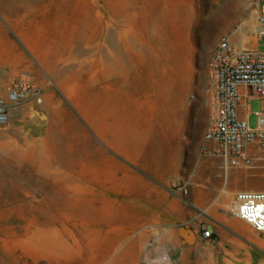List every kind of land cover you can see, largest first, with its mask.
I'll use <instances>...</instances> for the list:
<instances>
[{
	"label": "rangeland",
	"instance_id": "obj_1",
	"mask_svg": "<svg viewBox=\"0 0 264 264\" xmlns=\"http://www.w3.org/2000/svg\"><path fill=\"white\" fill-rule=\"evenodd\" d=\"M173 1L180 4L178 18L170 14ZM261 6L262 0H44L21 16L0 7L1 23L22 45L28 42L54 58L51 67L37 61L41 68L34 77L45 89L44 102L27 100L20 114L0 125V264H143L145 252L157 246L170 250L168 264H198L199 259L201 264H255L256 228L224 202L236 205L239 190H257L258 158L250 167L228 172L202 144L211 114L213 51L226 33L239 44L233 33L240 28L251 36L246 45L258 41L261 49L258 31L247 27L252 9L258 22ZM156 25L157 39L152 36ZM124 27L145 55L134 110L125 105L128 87L122 89L115 63ZM105 58L107 85L115 76L119 84L117 120L124 116L132 126L128 135L145 128L144 117L158 104L148 92L156 90L163 96L158 101L166 98L165 105L178 109L164 167H156L150 150L136 160L131 146L129 158L102 139L103 149L108 154L113 149L131 169L127 174L119 169L127 184L118 183L111 192L94 177L96 139L101 144L95 128L97 90ZM249 104L255 126L259 97ZM182 175L191 180L189 192L179 195L187 230L172 234L169 219L141 218L134 200L152 185L161 187L157 195L162 197V188H171ZM223 184L230 196L220 194ZM202 218L218 230L236 219L240 234L219 240L216 233L218 241L209 243L201 236Z\"/></svg>",
	"mask_w": 264,
	"mask_h": 264
},
{
	"label": "built area",
	"instance_id": "obj_2",
	"mask_svg": "<svg viewBox=\"0 0 264 264\" xmlns=\"http://www.w3.org/2000/svg\"><path fill=\"white\" fill-rule=\"evenodd\" d=\"M262 19V6L259 22ZM261 38V28L258 31ZM260 56L258 46L235 43L229 33L221 35L211 58L210 121L205 131L202 151L221 158L229 172L233 167H250L258 158L259 110L255 126L250 124V101L260 93ZM36 78L22 72L12 82L7 94L0 96V125L8 124L15 108L29 99L44 102L45 89ZM189 175L174 180L176 193L189 192ZM237 214L256 228L257 190L241 189L237 193ZM205 241L217 240L215 231L203 223ZM170 250L157 246L145 252L143 264L171 263Z\"/></svg>",
	"mask_w": 264,
	"mask_h": 264
},
{
	"label": "crops",
	"instance_id": "obj_3",
	"mask_svg": "<svg viewBox=\"0 0 264 264\" xmlns=\"http://www.w3.org/2000/svg\"><path fill=\"white\" fill-rule=\"evenodd\" d=\"M8 15V14H7ZM15 21V22H14ZM12 25L17 22L14 20ZM23 35V33H22ZM54 58L52 55H45L44 51L30 45L28 42H25V45H22L12 34L11 29L3 25L0 21V96L8 93L9 88L14 81L22 72L30 73L33 76L36 75L41 68L37 61L44 63L47 67H51V63ZM107 58H105L104 68L101 67L103 64H100V78L98 80V99H97V118H96V138L100 139L98 144L97 139L95 143V174L94 177L104 184L109 185V191L113 190L114 185L118 183L127 184L124 177L125 175H119V169L123 170L125 174L130 169L124 161L119 160L117 152L113 149H110V154L107 150L103 149L102 143L103 138H105L108 143L116 146V137H117V124L119 119L118 113L120 111L119 106V89L118 80L116 76L114 79L108 81L107 85V68H106ZM55 70V69H54ZM118 86V87H117ZM108 88V90H107ZM151 111V109H150ZM152 114V111H151ZM118 149V148H117ZM125 156L131 158L132 154L128 149H118ZM152 156H149V158ZM156 165V164H155ZM158 166L156 167H164ZM131 170V169H130ZM156 170H158L156 168ZM173 185V184H172ZM163 194L160 197L161 187L151 186L148 191L139 198V201L134 200L140 203L138 205V215L141 218L152 219V220H170V229L172 234H180L187 230L185 222L187 219L183 215V211L180 209L179 195L180 193L174 192L172 186L165 185L162 188ZM168 192H172V195ZM232 190L230 189V194ZM110 197V196H109ZM237 200V198H236ZM141 203H146L141 205ZM202 222L208 224L202 218ZM208 226L212 227L211 224ZM240 224L236 219H233L231 226L227 229L222 230L214 229L215 234L220 235L219 240H226L229 238H236L240 234ZM217 230V231H216ZM229 230V231H227ZM218 241V238L217 240Z\"/></svg>",
	"mask_w": 264,
	"mask_h": 264
},
{
	"label": "bare ground",
	"instance_id": "obj_4",
	"mask_svg": "<svg viewBox=\"0 0 264 264\" xmlns=\"http://www.w3.org/2000/svg\"><path fill=\"white\" fill-rule=\"evenodd\" d=\"M44 0H0V7L4 11V13L8 15H23L25 10H33L35 6L39 3H42ZM174 7L171 9V15L173 17L178 18L180 9L177 7L180 5L176 1H173ZM175 14L177 16H175ZM19 20V19H18ZM130 21H125V26L128 25ZM247 27L251 29V31H260L261 24L259 22V15H258V22L256 21V14L255 9L250 11V18L248 20ZM154 33L153 37L155 39L160 36L159 34V27L158 25L154 26ZM164 29V28H163ZM161 30V29H160ZM233 37L239 42V44L246 45V42L251 39L250 35H247L243 28H240L236 32L233 33ZM137 42L131 40V38L127 34V29L124 27L123 33V41L120 45H116V49L118 52V56L116 58V65L118 67V73L120 75L121 81H119L122 85V89L127 85L128 87V98L129 100L125 103V105L130 110H134L133 106V98H135V91L134 86H137L139 81H141V71L145 68L143 63V58L145 55L138 53V50L135 49ZM258 46V41L253 45ZM157 50V45L154 46ZM146 83L149 86L151 81L146 78ZM164 86H160V89H163ZM126 91H123L121 97L124 98ZM154 95L155 98H161L159 92L156 93V90L148 92V95ZM130 95V96H129ZM158 104H152V114L146 115L144 117L143 124L145 128L143 130H137L131 135L127 133L131 129V124L125 121V117L121 116L119 118L117 124V137H116V146L118 149H127L128 146H131L133 149V158L136 160H143L147 155L148 151L151 152V159L153 163L158 166L166 165L168 161V155L170 153L172 147V135L173 130L175 128L176 121L178 119L177 111L178 109L174 110L172 105H165L166 98H162ZM137 100V99H136ZM135 101V100H134ZM136 107V106H135ZM142 108V106H140ZM137 108V107H136ZM156 111V112H155ZM20 108L17 107L14 109L13 114H20ZM137 113L138 110H136ZM156 113L153 116V113ZM140 117L138 120L143 118L142 114L139 115ZM137 121V120H136ZM150 155V154H149ZM229 175V174H228ZM256 190V189H252ZM220 194H224L225 197L230 196V189L223 184ZM225 206L229 212L233 209H237V204H233L232 201H228L225 199ZM198 264H201V260H198Z\"/></svg>",
	"mask_w": 264,
	"mask_h": 264
}]
</instances>
